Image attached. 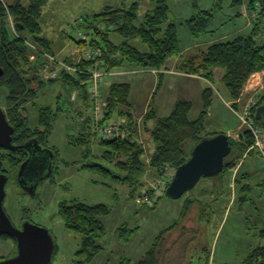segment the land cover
Segmentation results:
<instances>
[{"label": "rangeland", "instance_id": "374dc122", "mask_svg": "<svg viewBox=\"0 0 264 264\" xmlns=\"http://www.w3.org/2000/svg\"><path fill=\"white\" fill-rule=\"evenodd\" d=\"M3 1L6 4L15 2V0ZM254 1L167 0L170 19L177 28L180 48L188 44L195 46L187 51L181 61L179 60L175 70L179 72L183 63L189 61L197 66L201 58L191 60L189 57L196 53H199V56L196 54L195 58L200 57L212 42L230 40L236 35L252 31L256 32L258 39L264 41V11L262 9L258 11L256 5L259 0L255 3ZM133 2L139 3L137 23L155 6L154 0H48L43 6L39 20L40 36L50 41V50L47 53L69 66L74 64L67 62L66 59L75 63L81 62L85 58L84 52L89 47L88 42L84 44L77 42L79 30L91 32L87 26L101 27L104 30L100 18H96L95 14L101 13L107 7L129 6ZM201 9L214 10L213 19L207 33L194 36L186 21ZM119 38L120 41L123 40L122 37ZM29 39L31 42L33 37L30 36ZM137 44L142 50H148L142 43ZM29 54H35V59L30 58L32 67L30 77H37L33 87H37L41 81L44 84L39 94L29 98L25 103L27 121L24 120V127L32 133L39 129L40 107H44L45 112L54 114L53 128L44 142L54 146L57 151L56 168L49 179L42 181L34 197L24 194L16 182L10 180L6 184L4 208L16 226L21 225L23 211H26L33 223L50 230L57 245L51 264H76V251L80 248L82 235L66 228L59 215L60 203L74 199L89 204L104 203L110 208L107 215L100 217L106 228L105 235L99 239L102 249L92 262L86 264H119L125 259L139 260L156 244L162 231L177 222L178 224H175L159 243L161 264H243L254 248L264 247V158L258 150L253 148L250 153H245L217 179L203 177L195 188L178 199L168 197L164 191L170 182L169 178H163L150 169L144 177L142 188L133 194L129 184L121 183L113 176L80 169L81 161L91 160L116 174L119 170L117 163L125 160V156L122 153H115L112 159H104L101 139L112 138L97 132L89 144L90 151L84 154L87 145L82 146L77 142L82 133L86 132V127L83 126L87 125V123L82 124L86 118L76 114L78 108L83 109L80 100H77L75 94L73 97L76 98L71 97L72 87L62 82H51L62 73H70L60 66L59 62H55L51 68L58 70V76L47 78L44 66L48 64V59L44 54L33 49ZM178 55L170 56L165 64L157 69L159 74L143 72L153 68L137 65H128L125 70H113L101 85L105 105L106 82L108 85L113 82H127L131 86L130 95L137 99L138 104L144 103L146 97L150 98L152 88L151 99L154 96L152 106L158 115H168L167 106L169 107L170 104L166 99L167 93L173 90L180 94L178 88L185 83L181 76L170 71L175 67L168 64L170 58H178ZM126 70H130L127 75L116 74L118 71ZM222 73H224L223 68H219L213 82H202L204 87L210 86L215 92L212 109L206 121V134L224 132L237 142L244 128L230 109L231 105L236 107L238 103L232 102L222 81ZM245 84L239 95L242 102L250 96L249 91H244ZM6 95V90L0 89V106L3 108L6 107ZM71 99L75 100V105L71 103ZM160 102L163 104L159 105ZM138 104L135 105L137 110L140 107ZM193 104L191 118L197 117L202 106L199 98L193 99ZM123 109L128 108L125 106ZM135 113V110L134 113L130 112L132 118L137 119L138 114ZM142 118L141 131L136 136H131L130 128L127 129L130 131L129 137L135 138L144 147V158L147 161L153 152V141L150 134L142 127ZM115 119L124 120L127 124L124 116L116 115ZM124 126L128 125L124 124ZM80 128L85 129L81 131ZM87 130L94 132V124L91 123ZM14 156H17V152H1L0 159L4 161L3 166L10 169L14 161L19 162ZM149 190L153 192L150 193ZM190 201L196 203L188 209L185 219L180 220ZM122 225L136 229L129 239L120 237L118 229ZM14 252H16V242L12 238L0 237V257H10Z\"/></svg>", "mask_w": 264, "mask_h": 264}, {"label": "trees", "instance_id": "16d2710c", "mask_svg": "<svg viewBox=\"0 0 264 264\" xmlns=\"http://www.w3.org/2000/svg\"><path fill=\"white\" fill-rule=\"evenodd\" d=\"M47 1L15 0L11 4H6L3 0H0V67L4 71L3 75L0 76V89L6 90L5 111L7 117L12 123L16 124L14 137L18 136L19 133H22L23 137L24 132H31L23 129L25 126L24 119L27 117L25 103L29 98L36 97L44 84L41 81L37 87H33L37 77H30L32 68L30 57L32 54H29V52L32 49L26 44V40L29 41V37L32 36L33 40L31 42L43 51L49 52L50 41L40 36L41 24L39 21L43 6ZM154 3V8L148 10L139 23H137L138 2L118 8L107 7L101 13L95 14L96 18H100L101 25L105 29L87 26L91 29L88 47L102 50L100 58L103 60L102 66L105 70H122L128 65L160 69L170 56L179 54L177 28L170 19L167 0H154ZM254 3H252V8L255 7ZM262 10L264 11V6ZM213 12L214 10L211 9H201L190 19H187L186 25L192 35L200 36L209 31ZM113 35L122 37L123 40L115 42L112 38ZM77 42L84 44L86 41L77 40ZM138 42L145 45L148 50H142L137 46ZM201 57L202 60L198 66H194V62L189 61L183 63L180 69L189 73H197L200 69H203L207 79L213 81V69L223 68L222 81L231 99L236 100L249 75L264 68V41L256 37L255 31L239 34L230 40L212 42L203 51ZM66 61L81 68L87 67L91 62L86 58H83L79 63L68 59ZM88 79L87 75L79 76L62 73L56 79L51 80V82L61 81L64 85L70 86L80 93V106L83 109H77L76 107V114L80 117L84 116L86 121L82 124L87 123V125L83 126L86 129L80 128L81 131L85 129L86 132L82 133L77 142L82 146L87 145L84 154H88L90 151L89 144L95 138L96 133V130L94 132L87 130L91 123L94 124L91 113L93 103L88 92ZM130 90L131 87L128 83L114 82L110 84L105 96L106 105L103 122L109 121L112 117L116 118V115L124 116L127 120L126 125L131 130V136H136L138 134L137 123L129 112L128 98ZM214 93L213 88L210 86L202 90L201 110L197 117L193 118L190 115L194 104L190 100L179 99L171 113L164 117L157 116L154 106L150 105L142 121V127L150 134L154 144V150L148 162L144 158L145 151L141 143L132 137H119L111 140L101 139L104 159H112L115 153H122L125 156V160L117 163L118 173L115 174L107 167L91 160L83 165V169L113 176L121 183L129 184L133 194H135L138 189L142 188V182L149 169L155 171L157 175H162L167 167L176 170L190 158L192 149L197 143L205 137L218 134H206V121L212 109ZM71 103L75 105V102L71 101ZM263 104L264 94L254 108V112L256 113L257 108ZM125 106L128 109H123ZM39 111L41 112L39 113ZM39 111V129H36L33 134L41 142H44L53 128L54 114L49 111L45 112L44 107H40ZM256 124L264 127V112L260 119L256 118ZM230 143L232 151L225 158L223 171L213 176L214 179L219 178L226 170H229L245 153L253 151V148H251L253 136L248 130L241 133L239 141L235 142L230 139ZM13 165L14 168H17L19 162ZM10 178L16 180L14 175ZM166 188L164 191H166ZM149 192L153 191L149 190ZM157 200L158 198L155 202ZM195 203V201L188 202L180 220L185 219L188 209ZM109 212V206L104 203L89 204L80 199L64 200L60 203L59 215L62 217L66 228L82 235L80 248L76 251V264L92 262L101 251L102 246L99 244V239L105 235L106 228L100 217L107 215ZM23 214L26 216V211H23ZM175 224L162 231L156 244L141 259L134 261L125 259L119 264H161L158 250L159 243ZM135 230L128 228L126 225H122L118 229L122 239H129ZM0 237L12 238L5 234L0 235ZM56 251L57 245L54 254ZM243 264H264V247L254 248Z\"/></svg>", "mask_w": 264, "mask_h": 264}, {"label": "water", "instance_id": "95a60500", "mask_svg": "<svg viewBox=\"0 0 264 264\" xmlns=\"http://www.w3.org/2000/svg\"><path fill=\"white\" fill-rule=\"evenodd\" d=\"M264 6V0H261ZM4 71L0 67V76ZM264 112V104L256 110V118L260 119ZM14 126L11 125L6 111L0 106V147L15 149L12 143ZM232 146L229 135L221 132L203 138L192 149L190 158L176 168L172 180L166 188V195L178 199L184 193L195 188L203 177H213L224 169L225 158L230 155ZM29 159L25 160L19 171L20 183L24 186L23 176ZM51 166L47 167L50 171ZM8 177L1 172L0 164V235L11 236L16 242L14 255L0 259V264H51L55 252V240L50 230L24 220L21 227H16L4 208L6 183ZM26 189V188H25Z\"/></svg>", "mask_w": 264, "mask_h": 264}, {"label": "built area", "instance_id": "2783aa9c", "mask_svg": "<svg viewBox=\"0 0 264 264\" xmlns=\"http://www.w3.org/2000/svg\"><path fill=\"white\" fill-rule=\"evenodd\" d=\"M262 8L263 4L261 0H259L256 9L259 11ZM90 38V32L79 30V40L88 42ZM26 44L31 49L44 54L48 59V64L44 66V71L46 72L45 76L47 78H55L58 76V70H53L51 68L55 62H59L60 66L65 68L70 74H76L79 76L87 75L89 77L88 92L93 103L92 116L97 133L108 138L129 137L130 131L127 129V126H124V124L126 125L124 120L111 118L109 121L103 122L105 116V103L102 97L101 85L104 79L112 74V71H107L103 68V60L100 58L102 50L100 48H88L84 52L85 58L91 62L87 67L81 68L77 65L69 66L60 62L53 55L40 49L35 43L26 40ZM30 58L35 59V54H32ZM245 87L246 89L244 91H249L250 96L248 97L247 95L248 98L243 102L242 98L239 97L236 100L238 106L235 107L234 105H231L230 109L238 117L241 127H243L244 130L251 132L253 136V145L251 148L258 150L264 158V127L256 124V113L254 112V108L258 105L261 96L264 94V68L251 73L247 79ZM174 173V169L167 167L163 172L162 177L169 178L171 181Z\"/></svg>", "mask_w": 264, "mask_h": 264}, {"label": "flooded vegetation", "instance_id": "af4514ba", "mask_svg": "<svg viewBox=\"0 0 264 264\" xmlns=\"http://www.w3.org/2000/svg\"><path fill=\"white\" fill-rule=\"evenodd\" d=\"M5 109V108H4ZM27 121L26 119H24ZM24 121V122H25ZM9 122L11 123L12 126H14V133L12 135V143L16 147L15 149L11 148H4L0 147V153L3 151L6 152H17V156H14V159H18L19 161V166L17 168H14V165H10V169L7 168L6 166H3V159H0V164H1V172L7 175L8 180L7 183L12 180L10 177L15 176L16 180H13L16 182V185L19 186V189L22 190L24 194H28L30 196H36L37 189L39 185L42 183V181L49 179L50 176L55 172L56 164H55V159L57 157L55 147L45 143L41 142L32 132H24L23 137L22 133L18 134V136L14 137L15 135V123H12L11 120L9 119ZM28 124V122H27ZM25 129V127L23 128ZM26 134V135H24ZM20 137V138H19ZM20 151V152H18ZM29 159V164L26 167V171L23 176L24 180V186L23 184L20 183L19 179V171L21 168L22 163L25 160ZM16 163V161L13 162V164ZM80 169L83 168V165L86 162H80ZM51 166L50 171L47 170L48 166ZM6 183V184H7ZM26 188V189H25ZM41 207V204L39 205V208ZM24 220H30L29 216H24L22 223ZM31 221V220H30ZM22 223L20 226L16 227H21ZM14 240V239H13ZM11 254L10 256L14 255ZM7 258V257H0V259Z\"/></svg>", "mask_w": 264, "mask_h": 264}, {"label": "crops", "instance_id": "0c3cea01", "mask_svg": "<svg viewBox=\"0 0 264 264\" xmlns=\"http://www.w3.org/2000/svg\"><path fill=\"white\" fill-rule=\"evenodd\" d=\"M112 38H113V40L115 41V42H121L120 41V38H119V36H117V35H113L112 36ZM208 43V42H207ZM210 44V43H209ZM137 46H139V44L137 45ZM140 47V46H139ZM195 46H190V44H188V45H186V47H182V48H180V52H179V55H178V58H170L169 59V62H168V64L169 65H171V67H175L174 69H171L170 71L171 72H173V74H176V75H179V76H181L183 79L182 80H184V84H182L181 86H179V92H180V94L179 93H175V91H170V92H168L167 93V95L168 96H166V99L168 100V103L170 104V106L168 107L167 106V108H168V113L170 114L171 113V111H172V109H173V107H174V105H175V103L179 100V99H186V100H190V101H192L193 102V99H200L201 100V104H202V99H201V92H202V90L205 88L204 86H203V84H202V82H205V81H207V82H209V80L207 79V77L205 76V70H203V69H200L199 70V72H197V73H189V72H186L185 70H179V72L178 71H176L175 69L177 68V66L179 65V63L178 62H180L182 59H183V57L185 56V54L187 53V51H189V50H191V49H193ZM196 54H198V56H199V53H196ZM196 54H194V55H192L191 56V58L189 57V59H198V58H201V60H202V57L200 56V57H197V58H195L196 57ZM200 55H202V53L200 54ZM181 59V60H180ZM180 60V61H179ZM201 60H200V62L197 64V66L201 63ZM222 69V68H221ZM125 70V69H124ZM224 70V69H223ZM151 72L152 74L154 73V74H159V70H157V69H149V71L148 70H144L143 72ZM130 72V70H126V71H118V72H116V74H119V75H127L128 73ZM213 72H214V75H215V78H216V75H217V73L219 72V68H214L213 69ZM116 74H114V75H116ZM222 74H224V73H222ZM223 76V75H222ZM108 78V77H107ZM107 78H106V80H107ZM219 78V77H218ZM220 79V78H219ZM213 81H214V79H213ZM213 81H211V82H213ZM58 82H60L61 83V81H58ZM57 82V83H58ZM114 83V82H113ZM117 83H127V82H117ZM106 84H107V89H108V87L110 86V84L108 85V83L106 82ZM129 84V83H128ZM131 87V86H130ZM73 89V94H72V96L71 97H73V95L75 94L76 95V97H78V99L77 100H79V97H81V96H79L80 95V93H78V90H75L74 88H72ZM214 90V89H213ZM130 92H131V90H130ZM151 92H152V88L150 89V98L149 97H146V99H145V101H144V103L142 102L141 104H138V102H137V99H135L134 97H132L131 95H130V93H129V98H128V100H129V111L131 112V113H134V110L136 111V113L135 114H138V118L137 119H134V117H133V119L136 121V123H137V128H138V133L141 131V127H140V122H141V118L145 115V113L147 112V110H148V108H149V106L150 105H152V102H153V97H152V99H151ZM77 93V94H76ZM198 96V97H197ZM76 97H73V98H76ZM74 101L75 102V100L74 99H71V101ZM237 100V99H236ZM236 100H233L232 102H235ZM72 101V102H73ZM136 104H138V105H140V107L138 108L139 110H137V109H135V105ZM161 104H163L162 102H160L159 103V105H161ZM229 104H231V103H229ZM228 104V105H229ZM157 109V108H156ZM157 112V111H156ZM157 114V116H159V117H164V116H162V115H158V112L156 113ZM166 116V115H165ZM143 119V118H142ZM150 125H152V123H150ZM152 150H154V144H153V147H152ZM81 155V153H79V156ZM148 160H149V158H148ZM148 160H147V162H148ZM81 169H83V168H81ZM150 171H148L147 172V174L149 173Z\"/></svg>", "mask_w": 264, "mask_h": 264}]
</instances>
